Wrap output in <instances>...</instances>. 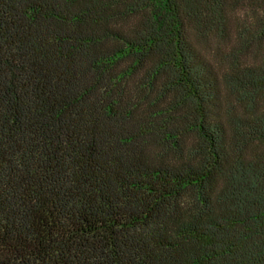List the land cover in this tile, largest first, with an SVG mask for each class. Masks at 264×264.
<instances>
[{
    "label": "trees",
    "instance_id": "obj_1",
    "mask_svg": "<svg viewBox=\"0 0 264 264\" xmlns=\"http://www.w3.org/2000/svg\"><path fill=\"white\" fill-rule=\"evenodd\" d=\"M0 264H264V0H0Z\"/></svg>",
    "mask_w": 264,
    "mask_h": 264
}]
</instances>
